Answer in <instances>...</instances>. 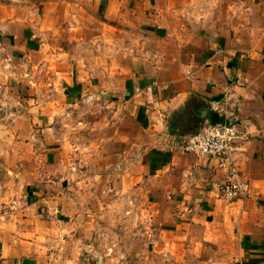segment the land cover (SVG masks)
<instances>
[{
	"label": "crops",
	"instance_id": "crops-1",
	"mask_svg": "<svg viewBox=\"0 0 264 264\" xmlns=\"http://www.w3.org/2000/svg\"><path fill=\"white\" fill-rule=\"evenodd\" d=\"M63 39L82 49L113 45V63L103 68L99 56L64 49L67 67L48 84L59 85L67 106L89 94L86 109L97 95L112 109L120 103L143 134L140 172L126 186L128 213L145 221L140 264H264V0H0V109L19 64L35 76ZM2 112L0 264H138L91 262L92 250L110 255L117 244L106 232H96L104 244H85L74 189L83 181L71 156L36 152L37 134L23 151L17 121L31 127L38 117ZM230 117L244 132L232 154L251 187L244 201L222 198L226 170L216 157L171 149Z\"/></svg>",
	"mask_w": 264,
	"mask_h": 264
},
{
	"label": "rangeland",
	"instance_id": "rangeland-1",
	"mask_svg": "<svg viewBox=\"0 0 264 264\" xmlns=\"http://www.w3.org/2000/svg\"><path fill=\"white\" fill-rule=\"evenodd\" d=\"M65 40L68 41L67 38ZM65 40L56 43L54 48L49 47L47 52H52L51 57L43 59L44 69L35 76L30 74L31 68L27 62L19 64L20 75L14 76L18 80L13 82L7 103L5 106L2 103L4 108L0 112L3 111L5 115L20 110V115L29 113L38 117L37 125L32 124L31 127L22 118L17 121L18 129L22 131L23 151H27L29 147V138L37 134L42 139L34 140L32 148L37 144L36 152L43 151L50 155L51 151L47 153V149L57 148L59 152L65 151L68 158L71 156V162L76 167L75 177L83 181L74 187L78 192L72 190L77 192L79 199L76 200L80 201L78 205L81 213L75 215L82 224L80 234L85 244H104V241H98L96 232H106L104 237L107 241L116 240L117 244L116 250L110 255L95 247L91 262L96 263L97 258L102 256L111 260L118 257L121 262L134 260L140 264L146 257L142 249L147 248V243L141 235L145 221L137 218L139 215L128 213L131 204L127 200L126 186L133 175L140 172L145 148L144 136L120 103L116 102L112 109L97 95L92 107L86 109L81 106L84 105L82 100L86 95L79 97L76 106H67L59 85L54 87L48 84L52 74L53 79H57L56 69L65 71L67 67L64 60L66 57L62 56L64 49L71 54L80 50L89 55V58L99 56L98 64L101 68L113 63V45H109V42H102L101 46L85 43L82 49L83 47L65 43ZM123 45L119 44V47L125 52ZM119 47L117 51L120 50ZM70 61L74 62L72 59ZM31 107L35 111H29ZM23 160L30 163L28 157Z\"/></svg>",
	"mask_w": 264,
	"mask_h": 264
},
{
	"label": "built area",
	"instance_id": "built-area-1",
	"mask_svg": "<svg viewBox=\"0 0 264 264\" xmlns=\"http://www.w3.org/2000/svg\"><path fill=\"white\" fill-rule=\"evenodd\" d=\"M94 95H87L84 101H91ZM219 110L218 106H213ZM244 138V132L234 118L223 122H206L198 131L185 135L179 142L172 143V150L181 153L210 155L219 160L220 166L226 170L225 177L219 181L218 188L223 199L227 201L247 200L252 196L249 182L243 177L235 164L233 148L236 142ZM108 252L112 247H106Z\"/></svg>",
	"mask_w": 264,
	"mask_h": 264
},
{
	"label": "water",
	"instance_id": "water-1",
	"mask_svg": "<svg viewBox=\"0 0 264 264\" xmlns=\"http://www.w3.org/2000/svg\"><path fill=\"white\" fill-rule=\"evenodd\" d=\"M206 112H207V109H205L203 114H202L203 118H206V114H205Z\"/></svg>",
	"mask_w": 264,
	"mask_h": 264
}]
</instances>
